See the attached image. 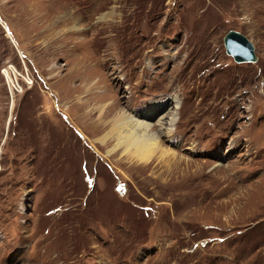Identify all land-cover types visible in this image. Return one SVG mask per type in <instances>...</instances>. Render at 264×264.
Instances as JSON below:
<instances>
[{
  "label": "rangeland",
  "instance_id": "374dc122",
  "mask_svg": "<svg viewBox=\"0 0 264 264\" xmlns=\"http://www.w3.org/2000/svg\"><path fill=\"white\" fill-rule=\"evenodd\" d=\"M112 102L175 115L146 161ZM0 264H264V0H0Z\"/></svg>",
  "mask_w": 264,
  "mask_h": 264
},
{
  "label": "bare ground",
  "instance_id": "6f19581e",
  "mask_svg": "<svg viewBox=\"0 0 264 264\" xmlns=\"http://www.w3.org/2000/svg\"><path fill=\"white\" fill-rule=\"evenodd\" d=\"M232 1L238 4L239 7L243 6L245 9L248 5L251 6L257 1L260 2V0ZM172 101L175 102V106L178 105L176 104V96L171 95L163 103L159 101L150 105L147 108L146 115L151 118L156 112L155 106L161 104L159 109H162L167 103H171ZM113 108L115 109L116 107L112 102L106 107L105 112L96 119L97 123L95 124L98 133L103 131L102 134L98 136V140L102 143H112V147L108 150V153L119 148H124V150L129 149L131 158L139 162L146 161L153 151L156 152L158 150V146L155 144V142L160 143L158 135L164 134V130L169 133L176 119L172 112L165 113L158 117L155 122L153 120L151 121V119L149 121L139 120L134 116H129L125 112H119L114 117L108 119V114ZM155 125H157L156 129L153 128Z\"/></svg>",
  "mask_w": 264,
  "mask_h": 264
},
{
  "label": "water",
  "instance_id": "95a60500",
  "mask_svg": "<svg viewBox=\"0 0 264 264\" xmlns=\"http://www.w3.org/2000/svg\"><path fill=\"white\" fill-rule=\"evenodd\" d=\"M222 40L225 52L230 54L235 61L255 60L256 56L251 42L238 30L228 29Z\"/></svg>",
  "mask_w": 264,
  "mask_h": 264
}]
</instances>
